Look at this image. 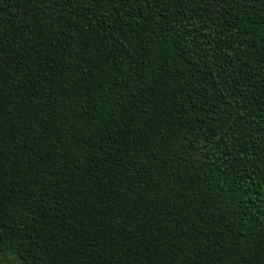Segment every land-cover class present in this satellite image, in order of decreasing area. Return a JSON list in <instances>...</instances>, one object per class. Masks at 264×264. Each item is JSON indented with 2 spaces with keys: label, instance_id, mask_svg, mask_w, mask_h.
I'll return each instance as SVG.
<instances>
[{
  "label": "trees",
  "instance_id": "16d2710c",
  "mask_svg": "<svg viewBox=\"0 0 264 264\" xmlns=\"http://www.w3.org/2000/svg\"><path fill=\"white\" fill-rule=\"evenodd\" d=\"M0 264H264V0H0Z\"/></svg>",
  "mask_w": 264,
  "mask_h": 264
}]
</instances>
